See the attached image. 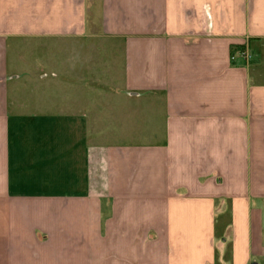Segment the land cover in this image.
Segmentation results:
<instances>
[{"label":"crops","instance_id":"1","mask_svg":"<svg viewBox=\"0 0 264 264\" xmlns=\"http://www.w3.org/2000/svg\"><path fill=\"white\" fill-rule=\"evenodd\" d=\"M0 264H264V0H0Z\"/></svg>","mask_w":264,"mask_h":264},{"label":"rangeland","instance_id":"2","mask_svg":"<svg viewBox=\"0 0 264 264\" xmlns=\"http://www.w3.org/2000/svg\"><path fill=\"white\" fill-rule=\"evenodd\" d=\"M71 44H67L66 47H62V46H49V50H48V55L49 57H51V59L53 58V62H51V64H53L54 66H58V61L61 62L60 65H62L64 63H67V66H69L70 68H72L71 66L73 65L72 60L68 61L70 55H72L74 52H72V48L70 47ZM105 53V52H104ZM101 54L100 58L102 59L99 63L102 65V63H105V54ZM66 57H65V55ZM61 60V61H60ZM52 69V67L47 71H50Z\"/></svg>","mask_w":264,"mask_h":264},{"label":"built area","instance_id":"3","mask_svg":"<svg viewBox=\"0 0 264 264\" xmlns=\"http://www.w3.org/2000/svg\"><path fill=\"white\" fill-rule=\"evenodd\" d=\"M238 56H240L245 62H250L252 59V56L250 54L249 49L246 47L245 49L238 52L237 55L233 56L232 59H236Z\"/></svg>","mask_w":264,"mask_h":264}]
</instances>
